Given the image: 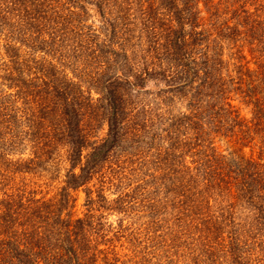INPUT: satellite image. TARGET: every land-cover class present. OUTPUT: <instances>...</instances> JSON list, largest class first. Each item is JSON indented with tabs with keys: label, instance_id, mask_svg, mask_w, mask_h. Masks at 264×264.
<instances>
[{
	"label": "trees",
	"instance_id": "16d2710c",
	"mask_svg": "<svg viewBox=\"0 0 264 264\" xmlns=\"http://www.w3.org/2000/svg\"><path fill=\"white\" fill-rule=\"evenodd\" d=\"M149 80L154 121L141 136L127 123ZM93 89L108 110L99 141L83 123ZM177 100L185 110L174 113ZM143 135L154 150L145 200L199 247L248 264L241 249L264 244V0H0V264H117L106 212L123 207L101 183L76 215L72 191ZM220 137L240 148L224 154ZM63 140L70 167L57 196L7 189ZM29 144L34 158L16 156Z\"/></svg>",
	"mask_w": 264,
	"mask_h": 264
},
{
	"label": "rangeland",
	"instance_id": "374dc122",
	"mask_svg": "<svg viewBox=\"0 0 264 264\" xmlns=\"http://www.w3.org/2000/svg\"><path fill=\"white\" fill-rule=\"evenodd\" d=\"M86 19L87 23L93 24L99 33L102 31L100 16L93 6ZM83 84L87 89L88 84L86 82ZM147 88L151 94L147 90V92L143 90L133 93L132 99L135 103L130 105L133 111L130 115L131 120L127 123L129 128L134 126L135 130L136 128L143 130V132H138L141 136L144 129L148 127L146 124L150 125V119L154 121L152 91L158 86L153 80H149ZM123 89L124 84L119 90L122 94ZM92 94L95 98L94 106L89 110L91 112L87 111L84 115L83 123L90 141H99L106 136L108 131V110L102 94L96 89L92 90ZM184 106V103L177 100L173 104L174 113L184 111ZM160 107L161 105L158 104V108ZM241 116L250 120L252 117L250 107L241 105ZM146 135H143V141L145 138L143 143L138 142V145L135 143L129 148L128 157H123L121 151L117 149L96 178L89 184L72 191L74 203L71 205L75 204L73 209L75 214L84 215L88 208V195L90 197L93 195L95 199H98V190L101 183H104L105 193L113 205L123 207L121 210L106 212L107 219L112 225L109 238L113 239L112 247L115 249L110 257H115L117 253L119 259L117 264H235L230 255L219 248L208 251L203 246L199 247L192 234H184L179 226L166 219V212L162 205H153L145 200L146 189L141 187L148 186V181L144 179H148L151 167L149 163H146V159L148 161L154 159V150L147 149L146 141L149 142L150 137ZM216 145L224 154L232 153L240 148V145H232L222 137L217 140ZM68 149L69 147L63 140L50 156L42 155L43 152H41L37 158H34L35 154L31 145H24L23 153L16 156H23L25 159L34 158V162L30 165L31 169L28 172L16 174L7 189L10 192L25 191L26 195H35L37 198L57 196L65 184L67 170L70 167L67 160ZM243 151L250 154L251 147L246 146ZM259 151V146L253 148V153L256 155ZM86 153L87 151L84 152ZM119 156L121 160L118 159ZM136 187H139L137 194H135ZM159 195L162 196L160 193ZM154 196L155 199L158 198V195ZM119 198L122 200L115 202ZM124 207H126L125 210ZM240 254L243 259L239 261L242 263L264 264V244L261 242L251 243L248 248L241 249Z\"/></svg>",
	"mask_w": 264,
	"mask_h": 264
}]
</instances>
